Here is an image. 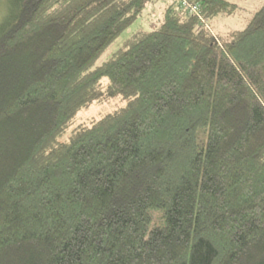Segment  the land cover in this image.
I'll return each instance as SVG.
<instances>
[{"label": "trees", "instance_id": "trees-1", "mask_svg": "<svg viewBox=\"0 0 264 264\" xmlns=\"http://www.w3.org/2000/svg\"><path fill=\"white\" fill-rule=\"evenodd\" d=\"M187 1L8 0L0 264H264V2Z\"/></svg>", "mask_w": 264, "mask_h": 264}, {"label": "rangeland", "instance_id": "rangeland-1", "mask_svg": "<svg viewBox=\"0 0 264 264\" xmlns=\"http://www.w3.org/2000/svg\"><path fill=\"white\" fill-rule=\"evenodd\" d=\"M238 4L237 10L231 15H220L210 21H207L208 28L212 29L217 35H223L233 28L244 27L252 14L259 8L264 0H231ZM8 0H0V20L4 16L7 9ZM163 1H159L154 5L148 6L143 14L133 21L119 36L106 48L99 60L102 61L109 57L111 53L120 48L126 39L140 29H150L157 23L159 17L162 16ZM114 107V101L104 104H94L87 109L81 111V120L92 117H97L101 113L106 112ZM153 224H161L162 221L158 218L159 210H152Z\"/></svg>", "mask_w": 264, "mask_h": 264}, {"label": "built area", "instance_id": "built-area-1", "mask_svg": "<svg viewBox=\"0 0 264 264\" xmlns=\"http://www.w3.org/2000/svg\"><path fill=\"white\" fill-rule=\"evenodd\" d=\"M182 2H183V5H185V6L189 9V11H190L191 13H194V14L199 15L201 21H202L203 23H206V20H205L204 17H202V15H201V9H200V7H199L198 5H196V4H192V3L188 2L187 0H182Z\"/></svg>", "mask_w": 264, "mask_h": 264}]
</instances>
